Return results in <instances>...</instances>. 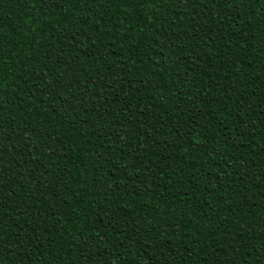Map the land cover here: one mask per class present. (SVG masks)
<instances>
[{"label": "trees", "instance_id": "trees-1", "mask_svg": "<svg viewBox=\"0 0 264 264\" xmlns=\"http://www.w3.org/2000/svg\"><path fill=\"white\" fill-rule=\"evenodd\" d=\"M0 264H264V0H0Z\"/></svg>", "mask_w": 264, "mask_h": 264}]
</instances>
